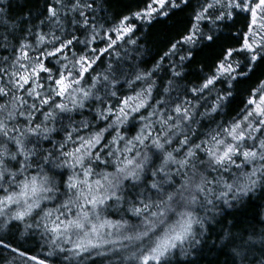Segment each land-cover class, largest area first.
I'll return each mask as SVG.
<instances>
[{
	"label": "snow or ice",
	"instance_id": "snow-or-ice-1",
	"mask_svg": "<svg viewBox=\"0 0 264 264\" xmlns=\"http://www.w3.org/2000/svg\"><path fill=\"white\" fill-rule=\"evenodd\" d=\"M251 206L264 0H0V264H264Z\"/></svg>",
	"mask_w": 264,
	"mask_h": 264
},
{
	"label": "trees",
	"instance_id": "trees-1",
	"mask_svg": "<svg viewBox=\"0 0 264 264\" xmlns=\"http://www.w3.org/2000/svg\"><path fill=\"white\" fill-rule=\"evenodd\" d=\"M19 2H23V0H19ZM160 47L158 40H154L152 44L150 45V51L146 54L145 59L147 61V66H151V57L155 55L157 49ZM163 75V73H161ZM261 202L257 201L256 205H259ZM264 212V209H261L257 206H251L246 211V218L243 219V222L241 224H237V229L240 227H248L252 226L255 227L257 232L260 231L264 225L260 223L261 217L258 215V213ZM229 222H235L233 221L232 217H228L227 220H225L222 224L213 225L214 231L212 233V240H215V236L217 233L220 232L221 228H226L229 226ZM15 231V230H14ZM212 240L208 241V245L210 246L212 243ZM26 247H32L33 244L31 241H28L25 244ZM194 261V264H230V259L228 256L227 251H219L218 249H211L209 247H205L202 251V253L199 256H196L195 254L193 257H191Z\"/></svg>",
	"mask_w": 264,
	"mask_h": 264
}]
</instances>
